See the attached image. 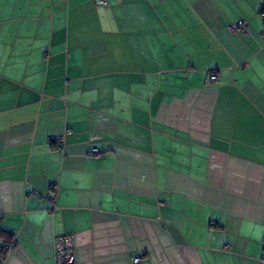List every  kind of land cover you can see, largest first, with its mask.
Segmentation results:
<instances>
[{"label":"crops","instance_id":"obj_1","mask_svg":"<svg viewBox=\"0 0 264 264\" xmlns=\"http://www.w3.org/2000/svg\"><path fill=\"white\" fill-rule=\"evenodd\" d=\"M100 1L0 0L1 264H264V0Z\"/></svg>","mask_w":264,"mask_h":264},{"label":"built area","instance_id":"obj_2","mask_svg":"<svg viewBox=\"0 0 264 264\" xmlns=\"http://www.w3.org/2000/svg\"><path fill=\"white\" fill-rule=\"evenodd\" d=\"M100 3H106L105 1H100ZM262 22H264V1L261 3V9L259 12ZM233 29L235 28H245V23L243 21L237 22V24L233 25ZM261 37L264 39V28L261 31ZM210 80L215 79V74H211L209 76ZM93 154L99 155V151L97 149L92 150ZM54 250H53V259L54 264H74V238L70 234H63L56 236L54 238ZM129 264H140L139 255H133L130 258Z\"/></svg>","mask_w":264,"mask_h":264},{"label":"trees","instance_id":"obj_3","mask_svg":"<svg viewBox=\"0 0 264 264\" xmlns=\"http://www.w3.org/2000/svg\"><path fill=\"white\" fill-rule=\"evenodd\" d=\"M12 234L5 230H0V264L2 263L8 248L11 246Z\"/></svg>","mask_w":264,"mask_h":264}]
</instances>
